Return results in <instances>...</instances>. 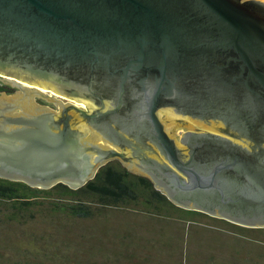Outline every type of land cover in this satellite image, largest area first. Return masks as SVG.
Returning a JSON list of instances; mask_svg holds the SVG:
<instances>
[{
    "label": "water",
    "instance_id": "95a60500",
    "mask_svg": "<svg viewBox=\"0 0 264 264\" xmlns=\"http://www.w3.org/2000/svg\"><path fill=\"white\" fill-rule=\"evenodd\" d=\"M0 78V177L76 189L151 159L178 205L264 227V150L225 124L263 136L264 0H0ZM230 181L251 190L187 199Z\"/></svg>",
    "mask_w": 264,
    "mask_h": 264
},
{
    "label": "rangeland",
    "instance_id": "374dc122",
    "mask_svg": "<svg viewBox=\"0 0 264 264\" xmlns=\"http://www.w3.org/2000/svg\"><path fill=\"white\" fill-rule=\"evenodd\" d=\"M153 203L104 207L87 219L39 215L29 222L3 224L0 264H173L181 258V221L189 217L197 223L195 234L215 230L211 237L218 242L209 256L195 249L192 264L199 259L205 264H264V227L189 214L177 203Z\"/></svg>",
    "mask_w": 264,
    "mask_h": 264
},
{
    "label": "trees",
    "instance_id": "16d2710c",
    "mask_svg": "<svg viewBox=\"0 0 264 264\" xmlns=\"http://www.w3.org/2000/svg\"><path fill=\"white\" fill-rule=\"evenodd\" d=\"M13 90V87L0 83V91L12 93ZM131 173L119 159H113L94 178L76 189L65 183L39 188L0 177V226L12 222H29L39 215L50 219H87L99 214L104 207L124 209L138 201L146 204H175L149 177ZM186 211L189 214L206 213L188 208ZM189 218L181 221V258L173 260V264H192L195 249L209 256L218 245L216 238L211 237L212 232L217 235V231L195 234L197 223ZM163 242L171 246V241ZM148 258L153 259L154 255ZM196 264L205 262L199 259Z\"/></svg>",
    "mask_w": 264,
    "mask_h": 264
},
{
    "label": "flooded vegetation",
    "instance_id": "af4514ba",
    "mask_svg": "<svg viewBox=\"0 0 264 264\" xmlns=\"http://www.w3.org/2000/svg\"><path fill=\"white\" fill-rule=\"evenodd\" d=\"M5 79H8V78L5 77ZM5 81L6 80H4V78H0V83L1 84H5ZM225 124L230 129H232L233 131L239 130L240 135L249 136V137L253 138L255 141H258L259 144L262 146V148L260 150L263 152V150H264V147H263V144H264V132H262L260 130L259 132L263 136L261 138L257 139L253 134H251L249 132V128L246 125L238 124L231 117H227V119L225 121ZM184 132H185V130L179 129L178 133L176 134V136L177 137L178 136L182 137ZM198 139L199 138L195 137V138H192L189 141L188 146H189V150L191 149V151H190L191 153L196 148V144H198L200 142V141H198ZM182 155H183L184 158L188 157L187 160L190 158V156H188L187 153H185V154L182 153ZM146 162H144V163H146V165H147L146 166L147 170L150 171L151 174H153L154 178L153 177H149V178L153 181L154 185L159 190L163 191L164 193L166 192L165 189H169L170 191H173L175 193V195H177V197L179 199H181V193L185 192L183 189H181V181L176 179L175 177L169 179V178L165 177L164 175H162L160 170H159V168L156 167V165L154 164V162L151 159H147ZM253 182L256 185H258L254 181V179H253ZM159 183H161L160 186H158ZM195 190H199V191L194 193L195 196H190V198H187V199H189L192 202H196V203H198L199 205H201V206H203L205 208H214L213 203H212L213 197L210 196V194L212 195V192H215L216 197H218L220 200H223L224 197L228 200L230 197H235L239 193H244L247 190H251V189L249 188V186H246L243 181H239V182L230 181V183L228 185H225L224 189H220V188L212 189V188H210L208 190H201L199 188H196ZM230 204H231V202H229L228 205H230Z\"/></svg>",
    "mask_w": 264,
    "mask_h": 264
}]
</instances>
